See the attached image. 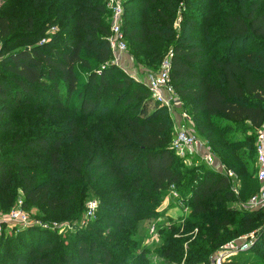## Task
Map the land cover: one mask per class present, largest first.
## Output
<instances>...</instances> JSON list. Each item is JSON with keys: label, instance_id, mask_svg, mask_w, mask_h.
I'll use <instances>...</instances> for the list:
<instances>
[{"label": "trees", "instance_id": "1", "mask_svg": "<svg viewBox=\"0 0 264 264\" xmlns=\"http://www.w3.org/2000/svg\"><path fill=\"white\" fill-rule=\"evenodd\" d=\"M177 1L129 0L130 6L141 2L142 9L132 8L135 19L129 17L122 30L140 61L160 65L166 54L147 52L153 45L162 44L164 51H170L169 79L175 93L185 102L209 146L229 155L222 158L213 151L223 164L225 158L229 164L234 163L232 167L224 166L237 173L239 194L233 192L224 172L206 164L199 171L181 168L180 157L171 146L175 132L170 118L163 115L164 107L146 85L111 60L108 0H31V4L29 0L31 7L24 11L20 30L13 18L0 14V37L7 44L17 38L37 37L56 21L67 39L61 41L56 34L41 44L11 50L1 60L0 132L12 137L8 148L0 139V194H6L4 187L8 183L15 185L11 173L16 169L25 193L23 207L37 204L51 211L77 212L81 208L79 193L85 188L79 185L89 173V179L108 182L104 193L111 198L105 205L109 213L103 220L112 219L118 229L129 226L118 239L114 233L103 241L90 233L71 232L58 240L57 247L28 237L25 243L11 246L8 255H1L0 249V264H145L144 252L133 251L130 226L140 215H155L172 184L179 193L177 200L192 206L193 217L187 219V226L199 231L195 242L188 246V264L205 262L224 238L264 228V210L239 211L229 205L236 199L246 202L260 189V183L257 168L250 166V153H238V143L227 138L234 126L245 122L257 137L264 121L262 0L251 2L247 9L232 8L225 18L223 33L212 32L206 21L200 34L180 35L172 41ZM209 2L212 14L213 2ZM251 39L254 47L245 49L244 43ZM223 42L229 43L228 48L218 50ZM26 103L46 114H68L62 122L67 133H32V124H12L11 114ZM94 117L98 125L105 126V133L95 129L91 137H83L79 152L64 158V137L80 136V124H88L86 120ZM23 134L26 136L18 144ZM39 159L46 162L45 168ZM43 171L48 172V177L40 180Z\"/></svg>", "mask_w": 264, "mask_h": 264}, {"label": "rangeland", "instance_id": "2", "mask_svg": "<svg viewBox=\"0 0 264 264\" xmlns=\"http://www.w3.org/2000/svg\"><path fill=\"white\" fill-rule=\"evenodd\" d=\"M60 1L61 0H59V2ZM119 1L123 8V16L121 19L122 27L129 17H131L132 20L135 19L134 16L131 15V12H133L132 8L135 7L134 9L136 11H140L142 9V3L137 2L133 4V6H130L127 4L129 0ZM209 1L210 0L177 1L173 14L172 41L180 35L188 36L200 34L202 32L200 27L206 21L212 32L223 33L227 26V20L225 18L232 12V8L240 10L243 6L244 9H247L251 2H259V0H211V2H213L211 5L212 14H209ZM30 4L29 0H0V14H5L8 17L13 18L16 21V29L20 30L23 27L22 19L24 17V11L29 8ZM259 8L262 10L264 9V0L260 1ZM31 9L32 12H34L33 8ZM187 17H192V19L189 21ZM192 21H195V25L192 24ZM62 32L63 30L59 23L54 21L51 24H48L45 27L44 32L37 37L17 38L12 44H7L3 38L0 37V65L3 56L11 50L19 49L33 43L41 44L42 42L53 38L56 34H59L57 36L58 39L64 41L67 37L62 34ZM124 38L127 44L126 51L116 55L112 54L111 60L118 64L125 73L146 85V81L156 74L159 64L156 65V61H154V63H145L140 61V59H137L132 52L131 44L126 35H124ZM244 44L245 49H250L255 45L252 39ZM228 46V42H223L220 44L218 50H226ZM150 50L163 53V55L169 53V50L164 51L162 44L153 45L147 52H150ZM0 77H2L1 74ZM162 106L164 107L163 115L169 117L172 122L173 132L179 128V123L184 124L185 127L195 134L199 140L205 141L209 146L208 142L197 130L196 125L192 120V115L182 99L171 107L167 105ZM67 117H69L68 114H65L64 116H59L57 113L46 114L36 105L26 103L11 114L10 120L12 121V124L18 123L20 127L25 124H32V133L51 130L55 133L64 132L66 134L68 128L65 123L63 124L62 122L66 121L65 119ZM26 119L27 121L24 122ZM95 119L96 118L94 117L93 119L86 120L89 122V126H87L88 124H80V136L64 137L62 146V154L64 158L73 156L79 152L83 147V137H91L95 129L100 133H105V126L98 125L95 122ZM87 128H89V131ZM24 134H26V132ZM23 135L16 141L18 144L21 143L26 136ZM11 137L12 134L8 132H0V139L3 142V147H9V140ZM227 138L233 139L238 143V147L236 148L238 153L242 151L250 153V166L256 169V132L251 131L248 122L234 126L227 133ZM210 149L216 151L219 155L221 154L220 151H217L215 148L210 147ZM225 155H222V158L223 156L226 158L229 157V155ZM178 156L180 157L179 164L183 170L185 168H195L199 171L200 169L206 168L204 161L198 157L196 153H192L187 149H184ZM225 159H223L225 166H231L234 164L232 162L229 164ZM41 162L42 166L45 168L46 162H44L43 159H39V163ZM89 175L90 174L88 173L84 182L79 185V188L85 186L84 191L79 193L81 199V208L79 211H65L62 209L51 211L47 208H42V205L37 204H30L27 207L22 206V202L25 200V193L22 190L17 170H13L11 173V181H14L15 185H9L8 183L4 187L6 194H0V211L6 213L14 207L22 206V209L29 217V221L25 224L18 222L3 228V237L0 239V241H2V244L0 242V249H2L1 255H8L11 246L14 248L19 243H25L28 240V237H32L34 242L38 241L36 239H40L41 243L51 242L52 246L57 247L58 240H64L71 232L76 231L90 233L95 238L101 239L102 241L109 238L114 233L116 234L115 239H118L121 234L124 235L129 225H123L121 229H118V224L114 223L112 219L103 220V216L109 213L105 205L111 198L109 193H104L108 182H98L89 179ZM47 177L48 172L43 171L39 176V179L44 180ZM253 177H255V172ZM112 181L113 180L110 182ZM102 196H104V198H102ZM92 203L95 204L93 208H91ZM229 205H231L232 209L239 211H244V209L247 208L246 202L239 199L230 201ZM191 210V205H184L181 201L174 199L171 194L168 193V195H166L162 202L157 206L155 215L152 217L140 215L134 222H132L129 239L133 246V251L138 254L144 252V257H146L145 264H188V246L195 242V237L199 233L196 227L192 225L187 226V219L193 217H191L190 214ZM120 220L122 221V219ZM262 223H264V221ZM93 229L97 230L95 231ZM227 229H231V227H228ZM263 229L264 228L260 226L251 230L241 231L237 236L224 238L219 243L220 246L221 244L224 245L232 240H237L238 243L250 239L252 240V243L248 248L233 254L225 264H234L232 263L233 260L244 261V259L248 261L247 264L264 263V238L261 231ZM219 247L208 254L205 262L193 264H211V257ZM35 248L36 247L34 246V249ZM169 251L173 253L169 254ZM9 256L13 257L12 253Z\"/></svg>", "mask_w": 264, "mask_h": 264}, {"label": "built area", "instance_id": "3", "mask_svg": "<svg viewBox=\"0 0 264 264\" xmlns=\"http://www.w3.org/2000/svg\"><path fill=\"white\" fill-rule=\"evenodd\" d=\"M108 8L111 10V33L108 42L112 53L116 55L126 51L127 45L121 27L123 8L119 0H108ZM170 69L171 57L169 51L161 60L156 74L146 81V86L149 88L152 97L162 105H167L169 107L177 104L180 100L169 79ZM171 146L178 155H180L184 149H187L192 153H196L209 168L224 172L231 180V189L233 192L237 195L239 194L240 180L237 173L233 169L226 168L206 142L199 140L184 124L179 123V128L175 130V136L171 142ZM255 149L257 164L256 177L260 183V189L246 201V205L249 209L264 210V121L257 131ZM170 194L174 199H178L179 197V193L173 184L170 188ZM94 206L95 204L92 203L91 208ZM28 221L29 217L22 209V206L14 207L6 213L0 211V235L3 232V228L6 226H11L18 222L25 224ZM251 243V239L242 243H238L237 240H232L221 245L212 255L211 264H225L233 254L248 248Z\"/></svg>", "mask_w": 264, "mask_h": 264}]
</instances>
